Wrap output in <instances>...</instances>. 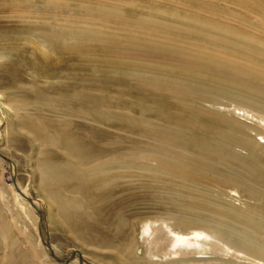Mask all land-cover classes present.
Listing matches in <instances>:
<instances>
[{"label":"rangeland","instance_id":"obj_1","mask_svg":"<svg viewBox=\"0 0 264 264\" xmlns=\"http://www.w3.org/2000/svg\"><path fill=\"white\" fill-rule=\"evenodd\" d=\"M57 30L92 37L67 41L63 35L55 50L48 39ZM149 39L179 48L185 68L130 49L131 41ZM197 56L220 62L228 72L259 76L255 80L261 83L264 0H0V95L14 100L13 112L0 108V262L42 263L30 250L39 227L23 216L18 202L23 197L44 200L45 239L52 255L59 261L78 250L74 256L82 253L90 264H167L148 259L142 235L147 220L164 219L185 229L186 223L219 217L215 210L224 205L248 208L221 185L185 180V171L168 161L185 166V153L193 152L185 149V136L201 137L205 125L217 130L203 114L228 128L211 112L227 110L194 101L190 87L248 90L192 64ZM157 77L183 84L164 90L152 83ZM16 112L37 143L19 131ZM67 135L91 136L87 146L106 150L103 159L111 170L104 179L89 176L85 164L82 179L71 176L63 184L49 180L43 185L44 160L67 161L60 142ZM192 157L203 159L198 153ZM21 228H28L34 240L28 241Z\"/></svg>","mask_w":264,"mask_h":264},{"label":"bare ground","instance_id":"obj_2","mask_svg":"<svg viewBox=\"0 0 264 264\" xmlns=\"http://www.w3.org/2000/svg\"><path fill=\"white\" fill-rule=\"evenodd\" d=\"M56 33L57 35H51L48 39L55 50L60 47V40L63 35V38L67 41L89 36L75 35V33L65 30H57ZM89 37H92V35ZM154 42V40L131 41L130 49L135 54L139 53L142 56L167 57L172 59V67L185 68V54L179 48ZM191 63H198V67L204 72L212 70L220 72L248 90L238 87L235 90L233 86L224 91L214 92L210 88L202 89L198 87L196 89L190 87L188 91L193 95L194 101L210 102L212 106H218L219 108L221 105L227 110L222 112L213 108L211 112L222 118L224 122L221 123L227 125L228 128L227 130L221 129L220 122L203 114L204 120L207 123L216 125L217 130L210 132L207 125H205L202 128L205 133H202L201 137L197 135L185 136L183 140L185 149H188V147L193 149L192 153H185V166H182L184 162L180 160L167 159L171 163V168L181 172L185 171V180L203 182L207 186L210 184L221 185L225 190L237 194L239 196L238 200L244 199V206L248 208L242 210V208L233 204L232 206L224 205L223 209L218 208L215 210L219 217H203L198 222L186 223L185 229L168 225L164 219L154 222L147 220L142 226V235L146 246L145 252L148 259L165 261L167 264H264V232L262 230L264 227V77L261 78V83H258L255 79L259 76H255V78L253 76L245 77L243 75L247 74L239 70L236 74L228 72L229 69H223L220 62H210L205 56H197ZM151 80L158 88L169 91H175L174 88L177 85L181 86L183 84L182 82L175 83L168 77L163 79L157 77ZM221 99H226L227 102L224 103ZM12 101H7L0 95V108L13 110L14 102ZM14 114H16V119L19 122V131L33 137L34 142L37 143L36 135L21 126L20 113L16 112ZM161 114L165 115L162 111ZM81 117L84 116L81 115ZM239 117H244L245 120H241ZM63 131L69 134L66 129H63ZM218 135H220L221 140L216 139ZM67 136L60 139L67 161L63 164H51V162L47 163L50 160H44L46 164H43L40 170L43 185H46L49 180L63 184L71 176L82 179L83 175H87L83 169L85 164L90 165L89 176L96 175V178L104 179L105 172L111 170L109 169V163L103 159L106 150L92 149L89 147L90 144L87 146L86 143H90V141L86 140L91 139V136L82 140L78 136L76 138L71 135ZM86 137L88 136L86 135ZM260 151L262 152L260 153ZM193 153L201 154L203 159L200 161L194 159L192 157ZM149 156L153 157L154 155L149 154ZM153 160L156 159L153 158ZM161 161L163 163L165 160L159 162ZM84 168L87 169L85 166ZM16 198L19 197L16 196ZM253 201H256L258 205L254 206ZM18 202L23 216L29 218L32 222L35 221L39 227V238L36 239L35 244L31 243L30 247L35 261H41V264H90L85 260L86 258H83L82 253L74 256L78 254V250L70 252L67 257L58 261L52 255L51 246L45 239L44 231H46L48 224V216L44 200L37 198L33 201L23 197V199L19 198ZM27 206L30 207L29 210H27ZM221 217L224 219H220ZM15 221L17 223L16 218ZM21 229H23L22 231L28 241L34 240L28 228ZM3 233H1V237L9 247V237ZM206 254L210 256H204ZM23 256L24 254L21 257ZM73 256L76 258L71 261L70 259ZM1 260L0 264H6V260Z\"/></svg>","mask_w":264,"mask_h":264}]
</instances>
